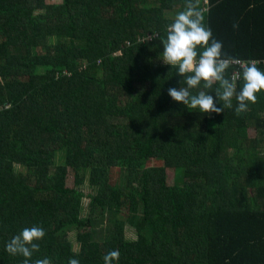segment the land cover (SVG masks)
<instances>
[{"label": "trees", "instance_id": "1", "mask_svg": "<svg viewBox=\"0 0 264 264\" xmlns=\"http://www.w3.org/2000/svg\"><path fill=\"white\" fill-rule=\"evenodd\" d=\"M185 2L0 0V264H23L5 246L32 226L46 235L30 264H104L111 250L113 264H264V91L241 115L235 100L211 116L172 100L186 85L158 57ZM197 2L226 55L264 71V0ZM138 140L157 165L137 168ZM67 171L95 188L84 216Z\"/></svg>", "mask_w": 264, "mask_h": 264}, {"label": "clouds", "instance_id": "2", "mask_svg": "<svg viewBox=\"0 0 264 264\" xmlns=\"http://www.w3.org/2000/svg\"><path fill=\"white\" fill-rule=\"evenodd\" d=\"M161 43L163 51L158 59L177 69V75L186 85L169 88L168 95L188 108L199 109L209 116L220 115L226 108H233L235 100V114L241 115L250 103H257L258 94L264 91V71L258 68L256 61L235 60L226 55L222 42L213 37L212 30L205 24L204 12L197 0H186L184 10L167 26ZM229 69L234 70L231 75ZM240 80L243 84L238 90ZM201 86L202 90H198ZM213 89L215 99L211 94ZM218 103L221 106H217ZM45 235L42 227H25L6 243L5 250L11 256H22L23 264H30L33 253L40 249L38 242ZM119 257L118 250H111L104 256V264L118 262ZM34 264H52V261L43 258L35 260ZM68 264H80V261L70 258Z\"/></svg>", "mask_w": 264, "mask_h": 264}, {"label": "rangeland", "instance_id": "3", "mask_svg": "<svg viewBox=\"0 0 264 264\" xmlns=\"http://www.w3.org/2000/svg\"><path fill=\"white\" fill-rule=\"evenodd\" d=\"M43 3L44 5H47V6H50V5H59L60 4V0H43ZM177 7L174 8V10H176ZM2 79H0V84L2 83ZM248 137L249 138H254L255 137V134L253 131H249L248 132ZM137 146H138V149L140 150L141 152V155H142V158L139 159L136 163V166L137 168H142L144 165L145 166H152V165H157L158 162L154 161V160H150V161H144L143 158H150V153H151V146H150V142L148 140H138L137 142ZM58 155V154H57ZM59 162V160H55V163L53 162V164H57ZM48 166V172H47V176L50 177L52 175V170H53V166L52 165H49L47 164ZM14 170H18V167L15 165L14 167ZM22 175H23V172H22ZM117 173H114L112 176H111V181L112 182H116V179H117ZM172 179V172L171 171H167L166 172V180L167 182L169 180ZM72 181H73V177H72V174H71V171H67V177H66V187H69V188H76L78 189L83 197L81 198V216H84L88 210V203H89V198L92 197L94 194H95V188L94 187H91L88 182H87V177L84 178L83 180V183L82 185H79V186H76L74 187L73 184H72ZM118 182V185L120 186V188H122L124 190V185H125V179L124 177L123 178H119L117 180ZM124 187V188H123ZM122 190V191H123ZM122 202H127V195L125 193H123V196H122ZM125 205H124V210H122L120 213L117 214L116 216V219L119 220V221H124L125 219V215H126V211H125ZM106 217H110L108 214H105V215H102L100 218H98L92 225V228H94V232H93V237L95 239H100L101 238V235L99 233H97L98 231H100V233L102 232L103 233H106L110 227V223L107 221ZM124 233H125V237L127 239H133L134 238V234H133V231L132 229H130L128 227L127 224H124ZM69 229H66V237L71 241L73 242L72 243V246H73V249L76 248L75 246V242H74V238H75V232L74 230H69Z\"/></svg>", "mask_w": 264, "mask_h": 264}]
</instances>
